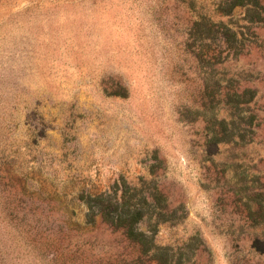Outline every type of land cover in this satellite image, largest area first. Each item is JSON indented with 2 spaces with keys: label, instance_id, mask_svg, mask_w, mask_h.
<instances>
[{
  "label": "rangeland",
  "instance_id": "1",
  "mask_svg": "<svg viewBox=\"0 0 264 264\" xmlns=\"http://www.w3.org/2000/svg\"><path fill=\"white\" fill-rule=\"evenodd\" d=\"M0 264H264V0H0Z\"/></svg>",
  "mask_w": 264,
  "mask_h": 264
},
{
  "label": "trees",
  "instance_id": "2",
  "mask_svg": "<svg viewBox=\"0 0 264 264\" xmlns=\"http://www.w3.org/2000/svg\"><path fill=\"white\" fill-rule=\"evenodd\" d=\"M105 195L107 193L97 195L102 202L108 199L107 204L100 208L105 219L112 224L122 225L125 227L127 235L137 240H144L145 237H148L143 230H139L138 224L142 222L146 215L145 205H148L153 198L151 194L142 193L139 198L142 202L131 201L126 199L124 195L116 197L115 200L106 198Z\"/></svg>",
  "mask_w": 264,
  "mask_h": 264
}]
</instances>
